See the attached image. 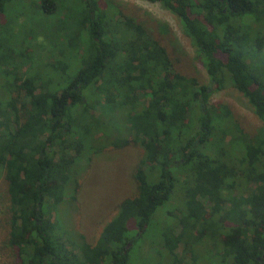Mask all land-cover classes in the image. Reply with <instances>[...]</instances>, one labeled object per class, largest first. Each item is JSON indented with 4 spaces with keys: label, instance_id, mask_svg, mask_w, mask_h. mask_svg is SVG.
Here are the masks:
<instances>
[{
    "label": "trees",
    "instance_id": "obj_1",
    "mask_svg": "<svg viewBox=\"0 0 264 264\" xmlns=\"http://www.w3.org/2000/svg\"><path fill=\"white\" fill-rule=\"evenodd\" d=\"M9 1L0 0V14ZM140 1L174 15L207 84L175 72L166 49L142 24L106 19L95 0H74L70 11V37L81 44L73 74L56 61L49 76L26 70L20 75L19 65H10L19 51L0 30V78L14 94L0 101V171L14 264H127L130 248L174 184L185 189L173 220L160 232L168 264H180V245L194 264L202 241L213 250L208 264H264V139L249 140L234 125L228 163L221 149L213 157L206 154L209 139L218 147L224 135L218 109L207 103L224 77L264 128V0ZM56 8L54 0L39 2L46 14ZM245 19L256 30L235 23ZM21 94L27 102L20 101ZM118 108L143 150L131 175L136 193L116 205L90 245L66 235L56 207L66 196L74 200L75 188L67 195L70 168L90 148L97 116ZM217 130L221 138L212 141ZM110 143L121 148L127 141Z\"/></svg>",
    "mask_w": 264,
    "mask_h": 264
},
{
    "label": "rangeland",
    "instance_id": "obj_2",
    "mask_svg": "<svg viewBox=\"0 0 264 264\" xmlns=\"http://www.w3.org/2000/svg\"><path fill=\"white\" fill-rule=\"evenodd\" d=\"M40 1L10 0L0 14V30L4 29L3 32L12 37H4V39L10 41L11 46L20 54V57L16 56L11 60L10 65H19L17 71L20 75H23L26 70V73L30 75L45 74L46 77L52 72L50 67L58 61L61 66L67 67L68 64V73L73 74L80 67V57L76 53H80L78 50L81 44L77 38L70 37L73 24L71 15L73 13L70 11L77 3L74 0H54L57 4L55 12L46 14L39 10ZM95 1L100 10L105 13L106 19L130 18L142 24L150 34L149 36L166 49L175 72L194 77L201 84L208 83L203 68L194 58V48L188 38L181 33L176 18L169 11L161 8L157 3L140 0ZM235 23L243 28L249 27L256 30V25L249 19L241 23L235 21ZM61 24L64 27L58 28ZM56 29L60 30L56 31ZM64 35L67 36L63 37ZM68 42L72 43L70 48L66 45ZM5 82L0 78L1 103L7 100L9 94L14 96L13 93H9L11 90L6 91ZM20 101L27 102L28 98L21 94ZM207 103L218 109L217 114L221 118L218 123L224 134L218 147L209 142V139L207 155L213 157L221 149L225 154L223 158L228 163V140L231 134H234V125L249 140L264 139V128L261 123L226 77L223 78L222 88L218 91L213 90ZM97 113L96 111L94 114ZM126 119V112L119 108L107 115L97 116L98 122L95 124L97 131L91 133L90 148L86 149L84 157L70 168V178L66 187L67 195L72 194V189L75 188L74 200L64 197L56 207V218L64 227L66 235L72 240L80 237L86 244L92 245L105 223L115 214L116 205L136 193L131 175L143 155V150L138 143L132 141L134 137L127 129ZM240 131L236 132L235 140L236 138L238 140ZM219 132L217 130L212 134V141L214 139L219 141L221 138ZM120 139H125L127 144L121 148H114L110 142ZM204 148L206 150L207 146ZM148 171L146 173L150 176ZM181 174L180 171H176V176L183 181L184 175L180 177ZM155 178L157 173L152 180L148 179L154 181ZM174 185L167 202L156 209L144 233L130 248L127 264H168L170 262L159 242L161 229L173 220L174 211L178 207L176 204L182 201L185 187ZM247 189L249 188L243 184L241 192L246 193ZM7 206L6 184L3 173L0 171V264L15 262L12 250L7 244ZM158 213H163V217L158 216ZM167 213H171V217L165 215ZM202 242L197 246L195 253L197 260L194 264H208L206 261L214 258L213 250L208 244L205 247ZM176 254L180 264H191L189 254L183 251L182 245L179 246ZM198 258L201 260L199 261Z\"/></svg>",
    "mask_w": 264,
    "mask_h": 264
}]
</instances>
